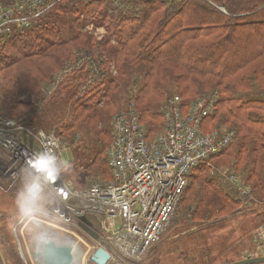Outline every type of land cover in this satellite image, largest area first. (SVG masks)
Instances as JSON below:
<instances>
[{"label": "rangeland", "instance_id": "1", "mask_svg": "<svg viewBox=\"0 0 264 264\" xmlns=\"http://www.w3.org/2000/svg\"><path fill=\"white\" fill-rule=\"evenodd\" d=\"M108 1L114 3L118 13H128L127 9L131 10L132 8L134 15L139 12V5L135 1ZM85 15L84 8H80L78 13L70 12L66 15L64 10H56L43 19L51 17V20H54L59 16L57 23L55 22L59 34L57 33L58 35L56 34L54 39H71L73 32H80L82 35H91L95 42L104 43L105 46L101 47L103 66L110 75L117 76L119 82L117 89L114 86L117 82L113 87L107 89L108 81L105 87L100 85L101 89L93 88L91 94H88L87 90L89 89L86 90V88L89 85L90 76L72 77L71 74L73 69H79L82 65H75L72 69L70 67L66 70L67 72L64 69L57 73L54 81L52 76L47 82L44 78L49 77L52 71L47 72L46 61L49 60H46L44 56L46 51L38 54L35 53L39 51L38 49L27 48L33 43L43 42L38 37L35 39L38 32L39 36L48 38L44 33V28L41 31H32L30 35L25 36L26 38L18 41L19 43L23 41L24 44H16L14 49L12 46L0 42L2 62H6L10 56L16 55L19 49L25 50V53L13 57L11 65L0 69V113L16 118V120L23 119L28 126H32L33 130L42 129L48 133L54 132V134L59 135L64 149L61 160V165L64 166V175L73 184L81 186H89L97 181L103 182L107 180L106 178H110V170L107 167L108 164L105 163L104 156L106 158V153L112 143L114 116L124 109H128L129 105H139L135 98L140 95L138 91L140 84L142 86L144 81L142 79L144 74L132 69L134 67L129 63L120 61L118 64L120 67L116 68L117 64L115 65L116 62L113 59L115 49L119 48L120 44L118 39L111 35L108 28L109 22L99 20V17L95 18L94 16V18L87 19V17L84 19ZM73 18L76 21H73ZM51 25L54 26L53 23ZM137 50V53L141 51L138 48ZM140 65L142 64L140 63ZM70 69L71 71L68 72ZM253 72L254 70L251 71L248 67L245 74L241 72L226 77L227 79H223V81L218 78L222 85L218 84L216 88L212 87L213 85L209 80L214 78L213 81H217V77L206 75L208 77L202 78L205 81V86L191 87L194 92L190 94V90L186 97H182L179 88L173 86L172 80L166 76L164 77L166 78L165 85L161 86L164 92L161 93L164 98L159 99L161 96L150 95L148 99L155 101L153 113L160 112L161 115L162 107L175 97L186 103L191 100H205L208 103L215 100L217 103L220 98H234L236 99L234 104L244 103L252 100V97L258 96L259 92H264L262 90L264 84L261 83L264 79L259 78ZM241 75L246 77L242 78ZM31 76V79L34 80L32 86L28 85L27 82ZM43 76L44 78H42ZM227 84L232 88H227ZM222 87L226 90H223ZM8 89L15 91L9 92ZM31 89L35 91H31ZM39 93L44 95L41 94L44 99L42 105L33 102L35 100L34 95ZM206 93H210V96L205 95ZM131 95L133 99L129 101ZM11 98H17L16 100L20 103L9 102ZM142 102V106L145 105L144 101ZM90 103L93 104V108L86 106ZM79 104H83V106H78ZM11 105L15 111L13 109L12 112L9 111ZM84 106L86 107L84 108ZM139 106L141 107V103ZM25 110L34 114L35 122H31L27 116L20 115V113L26 115L23 113L26 112ZM250 112L252 118H250V124L246 123V125L238 122L235 117L226 115L227 113L225 114L223 108L216 113V116L214 115L215 118L210 122L208 120L204 122L202 128L205 131L222 128L234 132L236 136L230 146L226 151L220 153L215 160L211 161L210 165H206L207 168L202 167L200 171L198 170L191 176L189 186L179 202L168 230L163 235L162 240L155 244L144 258L140 260L113 258L107 264H148L149 261L152 264H227L247 258L248 255L264 254V239L253 235V230L257 225L264 223V204H262L264 200L259 197L263 194L258 189L260 181L262 184L264 183V148H259L256 153L252 154L245 149L244 152L240 153V150L243 149V140L247 139V144H249L252 140L261 141L264 139V134L260 136V133L264 131L262 125L264 123V110L254 109ZM10 113L15 115L11 116ZM142 118L141 121L146 125L149 133L163 127V119L161 120L160 117L156 122L151 121L148 117H144V121ZM251 126L258 128L259 135L254 134L255 138L248 133V129L253 128ZM92 160L94 161L92 165L87 166ZM7 181L10 186L6 181L0 179L2 186L0 189V235L3 245L1 248L3 252L13 250L14 257L11 258L10 256L9 258L8 255L7 263L9 264H35L32 249L28 245L32 240L33 234L31 232L35 229L36 223L32 222V229H26L27 220L21 217L25 215L29 219L31 215L28 213L29 207H38L43 204L44 198L34 204L28 200L25 201L26 211H22L19 202L20 196L30 180L23 179L19 184L16 183L12 186V181L8 179ZM243 184L251 186L254 192L253 196L256 199L252 200L250 206L241 205V213L225 215L224 213L230 207H223L222 197L230 194L241 200L240 196L242 195L238 190ZM250 208H257L255 212L260 213L253 216L249 212ZM87 218L93 223L94 228L100 230V220L95 214L89 213ZM20 232H22V237H20ZM251 232L253 233L251 234ZM87 241L89 242L88 239ZM93 252L92 250L91 254L87 255L85 250L83 264H95L90 260Z\"/></svg>", "mask_w": 264, "mask_h": 264}, {"label": "built area", "instance_id": "2", "mask_svg": "<svg viewBox=\"0 0 264 264\" xmlns=\"http://www.w3.org/2000/svg\"><path fill=\"white\" fill-rule=\"evenodd\" d=\"M60 1L14 0L0 7V41L25 34L36 19ZM203 101L169 100L162 107V129L152 133L134 104L116 114L112 143L106 153L110 178L89 186L75 185L64 175L59 135L33 130L23 119L0 113V179L8 186L7 179L12 186L24 178L30 180L28 185H37L38 194L30 201H46L35 208L37 214L32 219L75 235L87 255L103 247L111 259L140 260L162 240L191 176L226 151L236 136L222 128L203 130L216 104L215 100ZM41 153L55 157L56 175L29 166ZM238 191L242 206H250L256 199L250 185L243 184ZM89 213L100 220L99 240L79 226ZM253 232L264 239V223Z\"/></svg>", "mask_w": 264, "mask_h": 264}, {"label": "trees", "instance_id": "3", "mask_svg": "<svg viewBox=\"0 0 264 264\" xmlns=\"http://www.w3.org/2000/svg\"><path fill=\"white\" fill-rule=\"evenodd\" d=\"M129 1H135L139 5V7L137 6L139 9L138 14L136 13L137 15L133 14V8L131 10L127 9L128 13H118L114 3L108 0H61L51 11H47L36 19L32 28L27 30L25 34L10 37L0 42L7 46H12L14 49L16 44H24L23 41L19 42L25 36L30 35L32 31H41L44 28V33L48 38L39 36V32L36 33L35 31V39L38 37L43 42L27 46V48L34 50L38 49L39 51L35 52L38 54L46 51L44 56L46 60H49L46 61L47 72L51 70L52 74L49 77L44 78L43 76L42 78L48 82L53 76L54 81L55 76L60 71L64 69L66 71L70 67L72 69L75 65H82L81 68L73 69L72 71L70 69L68 72L71 71L72 77L78 75L90 76V82L86 88V90L89 89L87 90L88 94H91L93 88L101 89L100 85L105 87L108 81L107 89L111 88V86L113 87L116 82L117 84L114 86L117 89V85H119L117 76L110 75L103 66L104 60H102L101 47L105 46L104 43L95 42L91 35H82L80 32H73L71 39L61 40L59 37V39H54L55 35L59 34V29L55 26L59 16L54 20H51V17L43 19L56 10H64L66 15L70 12L78 13L80 8H84V13L89 15H85L84 19L87 17V19L99 17V20L109 22L108 28L111 35L115 36L120 44V47L115 49L113 59L116 62L115 65L117 64L116 68H119V62L123 61L133 65L132 67L134 68L132 69L135 71H140L144 74V77H142L144 81L142 86L140 84L138 91L140 95L134 98L139 102V105L141 103V107L136 104L137 110L140 109L138 112L141 114V118L148 117L153 122L158 121L159 117L161 120L163 118L159 114L160 112L153 113L155 101L148 99V96L154 95L161 96L159 99L164 98L161 93L163 92L161 86L165 85L166 78L164 77L166 76L172 80L173 86L179 88V91L182 92V97H186L189 94L191 87L205 86V81L202 78L208 77L206 75L217 77V81H213L214 78L209 80L213 85L212 87L215 88L218 84L222 85V83H219L218 78L223 81V79L241 72L245 74V70L248 67L251 71L254 70L253 74L264 79V0H208L207 2L206 0ZM11 2L13 0H0V7L6 6ZM72 20L76 21L74 18ZM51 23L55 27L50 26ZM137 48L141 50L138 53ZM22 53H25V50L19 49L17 51L18 55ZM17 54L10 56L11 58L9 57L6 62H2L3 59L0 58V69L11 65L13 57H16ZM43 71L40 73V77ZM241 77L245 78L246 76L241 75ZM31 78L32 76L27 82L28 85L32 86L34 80ZM105 79L107 81H104ZM261 83L263 85L264 80ZM226 87L232 88L228 84ZM223 90H226V88H223ZM7 91L15 90L8 89ZM31 91L34 92L35 90L31 89ZM193 92L192 89L190 94ZM259 93L258 96L252 97V100L241 102L240 104H234L236 100L234 98H220V100H217L218 104H215L214 114L208 118V121L210 122V120L214 119L216 113L223 108L225 114L227 113L226 115L235 117L243 125H246V123L250 124V118H252L250 111L254 109L264 110V92ZM41 94L44 96L43 93L34 95L35 100L33 102L42 105L44 99ZM205 95L210 96V93ZM16 99L11 98L9 102L20 103ZM132 99L131 95L129 101ZM142 101L145 103L143 106ZM11 106L10 112L14 110L13 105ZM78 106H83V104ZM86 106L94 107L92 103ZM25 111L23 113L26 115L21 113L20 115L27 116L31 122H35L34 114L28 110ZM16 115L19 114L16 113ZM262 125L264 129V123ZM248 133L253 138H255L254 134L259 135L258 128L255 126L249 128ZM263 134L264 131L260 133V136ZM247 143V139L243 140V149L240 150V153L247 150L252 154L256 153L259 148H264V139L261 141L252 140L249 144ZM104 160L107 165L105 156ZM93 162L92 160L87 166L92 165ZM202 167L205 168L206 165ZM200 168L199 171L201 170ZM259 184L260 187L258 189L263 194L259 197L264 200V183L262 184L260 181ZM221 203L223 207H230L224 213L225 215L241 213L242 201L230 194L224 195ZM253 213L257 215L260 212L254 211ZM253 213L250 212V214Z\"/></svg>", "mask_w": 264, "mask_h": 264}, {"label": "water", "instance_id": "4", "mask_svg": "<svg viewBox=\"0 0 264 264\" xmlns=\"http://www.w3.org/2000/svg\"><path fill=\"white\" fill-rule=\"evenodd\" d=\"M37 223L41 226V230L37 235L32 236L28 245L32 249L35 264H83L86 248L75 235L43 222ZM79 226L94 240H99V234L92 228L93 223L87 217H82ZM110 259V252L103 247H98L90 257L95 264H107ZM260 263H264V255L243 258L227 264Z\"/></svg>", "mask_w": 264, "mask_h": 264}, {"label": "clouds", "instance_id": "5", "mask_svg": "<svg viewBox=\"0 0 264 264\" xmlns=\"http://www.w3.org/2000/svg\"><path fill=\"white\" fill-rule=\"evenodd\" d=\"M29 166L45 174L49 172H51L53 175L57 174L55 157L47 153H41L34 160L29 162ZM37 194V185L31 184L25 188L24 192L21 193L19 201L22 211H26L25 201L35 199Z\"/></svg>", "mask_w": 264, "mask_h": 264}, {"label": "flooded vegetation", "instance_id": "6", "mask_svg": "<svg viewBox=\"0 0 264 264\" xmlns=\"http://www.w3.org/2000/svg\"><path fill=\"white\" fill-rule=\"evenodd\" d=\"M28 186V185H27ZM26 186V187H27ZM29 202H31L30 200H28ZM35 208L36 207H29V211H28V213H31V215H30V217H29V219H28V217L27 216H25V215H23L21 218L22 219H26L27 220V223H28V225H27V228L26 229H32L33 228V226H32V222H35L32 218L34 217V215H36L37 214V212H36V210H35ZM36 224H35V229H33L32 230V232H31V234H33V236H35V235H37L38 234V232L41 230V226L37 223V222H35ZM96 229V228H95ZM96 231H97V233H98V231L99 230H97L96 229ZM37 233V234H36ZM20 234H21V236L20 237H22V232H20ZM19 234V235H20ZM0 238H1V235H0ZM1 247L3 246L2 245V242H1V245H0ZM0 247V264H9V263H7V259H9L10 258V256H11V258H13L14 257V253L12 252L13 250H11V251H4L3 252V249ZM8 255H9V258H8ZM148 264H152V262L151 261H149V263Z\"/></svg>", "mask_w": 264, "mask_h": 264}, {"label": "crops", "instance_id": "7", "mask_svg": "<svg viewBox=\"0 0 264 264\" xmlns=\"http://www.w3.org/2000/svg\"><path fill=\"white\" fill-rule=\"evenodd\" d=\"M24 179H28V178H24ZM28 180H29V179H28ZM22 181H23V180H22ZM45 201H46V199H44V202L42 201V203L44 204V203H45ZM34 203H35V202H34ZM34 203H33V204H34ZM254 214H255V213H253V214H251V215H253V216H254Z\"/></svg>", "mask_w": 264, "mask_h": 264}, {"label": "bare ground", "instance_id": "8", "mask_svg": "<svg viewBox=\"0 0 264 264\" xmlns=\"http://www.w3.org/2000/svg\"><path fill=\"white\" fill-rule=\"evenodd\" d=\"M85 257V256H84ZM84 257H83V259H84Z\"/></svg>", "mask_w": 264, "mask_h": 264}]
</instances>
